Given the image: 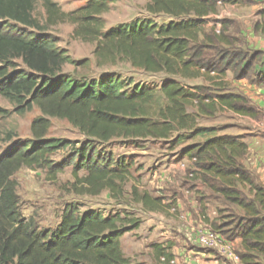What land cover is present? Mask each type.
I'll return each mask as SVG.
<instances>
[{
  "label": "trees",
  "instance_id": "1",
  "mask_svg": "<svg viewBox=\"0 0 264 264\" xmlns=\"http://www.w3.org/2000/svg\"><path fill=\"white\" fill-rule=\"evenodd\" d=\"M37 2L44 11L43 25L34 17ZM235 4L238 0H151L145 6L150 16L176 21L158 25L150 19L134 20L103 32L100 16L108 10L104 0L90 1L71 13L53 0H0V97L18 113L36 107L41 114L31 122L32 140L0 155V264H132L120 238L136 223L130 228L117 215L80 213L69 204L53 230H39L22 217L12 179L21 168L46 171L51 180L70 168L68 193L97 197L107 192L110 199L121 201L131 174L123 158L102 148L114 139L182 146L179 158L189 163L188 181L204 187L205 199L218 202L217 218L204 221L225 239L240 240L236 254L241 264H264V186L244 164L247 145L240 136L198 125L201 118L212 119L222 111L254 119L260 114L243 95L228 90L225 78L231 73L234 80L256 82L254 65L262 54L249 52L243 36L229 32L235 21L210 20L220 5ZM259 14L254 29L264 35V10ZM214 22L220 25L218 33L214 24L209 26ZM61 23L74 26L73 39L94 44L97 67L127 63L146 74H163L165 81L156 92L109 75L77 79L63 74L65 65L84 62L71 60L45 33ZM196 79L210 86L183 84ZM49 118L68 122L83 141L46 138ZM198 137L202 142L184 145ZM65 149L70 152L59 163L49 158ZM129 196L143 211H165L163 200L147 191L132 186ZM154 258L172 262V255L158 245Z\"/></svg>",
  "mask_w": 264,
  "mask_h": 264
},
{
  "label": "rangeland",
  "instance_id": "2",
  "mask_svg": "<svg viewBox=\"0 0 264 264\" xmlns=\"http://www.w3.org/2000/svg\"><path fill=\"white\" fill-rule=\"evenodd\" d=\"M90 1L93 0H53L64 13L74 12L87 5ZM104 1L107 3L108 10L100 16L103 22V32L118 24L130 23L134 20L150 19L158 25L176 21L162 15L150 16L145 11V6L151 0ZM262 4L264 2H244V0H238V4L235 5H220L218 11L225 13L222 15L223 19H233L237 22L232 25L229 32L243 36L244 30L251 28L255 21V19H246L244 17L253 14ZM226 13L234 17L227 16ZM34 17L41 25L44 24L45 15L39 2L35 5ZM213 19L214 17L210 18V20ZM0 23L2 22L0 21ZM213 24L214 27L220 29V25L215 22L209 23V26H213ZM17 27L25 32H30V30L21 26ZM73 30V25L61 23L45 31L46 34L55 40L58 50L63 51L71 60L77 63L84 62L82 65L75 67L65 65L62 68L63 74L73 76L77 79H93L101 75H109L124 81L126 84H139L158 92L159 86L166 79L165 75L146 74L131 68L127 63L97 67L94 64L92 55L94 44L73 39L71 37ZM33 34L39 35L35 31H33ZM17 64L20 69H23V66L21 67L19 62ZM231 79L233 77L231 73H228L227 78H225L228 90L244 95V85H241L239 82H233ZM183 84L186 86H210L204 79L185 80ZM130 88V86L127 87L126 91L130 92ZM213 92L218 93L219 91ZM188 110L192 111L191 109ZM40 115L36 107H32L30 111L18 113L14 105L0 97V155L17 144L31 141V122L35 118L40 117ZM49 121L50 127L47 131L46 138L68 140L77 143L83 141V136L80 135L78 130L73 128L65 120L49 118ZM249 123L248 120L244 121V118L234 116L227 111L219 112L215 118H201L198 121V125L201 127L218 129L230 125L236 130L240 129L243 131L244 128L248 127L247 124ZM253 131L256 132L255 129ZM254 132L252 133L253 135L255 134ZM191 142H202V139L198 137L187 141L184 145L191 144ZM102 148L105 153H111L114 158H123L129 164L131 175L125 187L126 195L123 200H112L107 192H103L97 197L75 196L68 193L66 186L69 182H72L70 168L58 174L55 180L49 179L46 171L21 168L15 173L12 179L17 184V195L19 197V208L22 217L26 221L30 220L33 222L39 230H53L60 221L64 207L69 204L77 206L80 213L93 210L100 212L104 216L117 215L124 219L125 226L130 225L131 228L136 223L135 229L133 228L120 238L121 249L123 250L124 248L125 255L132 264H164V261L161 259L156 260L154 258V251H151V248H149V244L160 241L170 244L166 246L167 250L174 249L173 251L176 259H178V263L182 264L181 256L185 252L186 247L184 246L188 244V241L182 233H179V228L186 226L183 211L188 210L191 212V210L188 209L189 205H186L187 208L182 209L183 202L187 204L188 199L181 192L177 191V188L180 185L179 188L182 190L187 189L189 188V184L183 182L184 174L182 172L178 170L175 172L173 169L170 170L174 173L171 172L170 174L180 178L182 181L179 182L178 180L176 184H167L159 180L160 172L165 171L166 167L170 168L171 166L169 164L176 165L182 161L179 158L182 146L172 141H124L114 139ZM69 152L70 149L61 150L49 158L53 162L59 163ZM185 178L189 180L188 177ZM132 186H135L140 191L147 190L155 198H161L165 211L163 213L143 211L139 205L131 201L129 193ZM156 187L158 189H155ZM166 206L171 207L168 209ZM213 206H215V203L212 204ZM197 215L200 216V212L197 211ZM197 215L189 213L185 217L188 224L191 222V226L194 227L195 222H198ZM159 231L161 234L158 233ZM165 232H167L166 235H164Z\"/></svg>",
  "mask_w": 264,
  "mask_h": 264
},
{
  "label": "crops",
  "instance_id": "3",
  "mask_svg": "<svg viewBox=\"0 0 264 264\" xmlns=\"http://www.w3.org/2000/svg\"><path fill=\"white\" fill-rule=\"evenodd\" d=\"M244 2H264V0H244ZM261 10H264V4L256 9L253 14L244 17L246 19H255V21L251 28H246L244 30L243 34L245 48L249 52H259L262 54L260 61L254 65L259 79L256 82H252L247 79H231L233 82H239L241 85H244L243 96L251 105L255 106L256 110L260 114L258 115L257 119H254L252 117L240 116L232 113V115L239 118H244V121L248 120L250 122L247 124L248 127L244 128V131L240 129L236 130L230 125L218 129H222V131L219 133L220 135L242 137V140L247 145L248 149V152L244 158V164L256 174L259 182L264 186V35L260 31H255L254 29V24L261 21V15L259 14ZM224 14L225 13H220L218 11V14L213 17L214 19L216 18L215 20H222V15ZM226 15L228 16L229 14L226 13ZM229 16L234 17L232 15ZM227 20L235 21L233 19ZM254 129L256 132L253 131ZM253 132L255 133L254 135L252 134ZM169 166L171 167H166L165 171L160 172V182L163 181L167 184H176L178 180L179 182L182 181L180 178L170 174L173 172L170 169H173L175 172L177 170L182 172L184 174L183 182L189 184V188L187 189L182 190L179 188L180 185H178L177 188V191L181 192L183 196L188 199L187 204L183 202L182 209L187 208L186 205H189L188 209L191 210V212L188 210L183 211L184 222L186 223V226L179 228V233H182L186 237L185 239L188 241V244H185V246L183 245L186 247V249L181 256L183 261L182 264H241L240 259L235 252V250H241L240 240L236 239L229 241L225 239L219 233H214L211 230L210 224L204 221V219H208L211 222L217 218L216 210L218 207V202H214L215 206L212 207V204L214 203L211 200L205 199V197L208 195V192L204 189V187L197 183H192L191 181H188L187 178H185V170L189 166L188 162L182 160L179 164H169ZM167 168L168 170H166ZM155 189H158V187ZM197 211L200 212V216L197 215ZM189 213H193L198 216V222H195L194 227L191 226V222L188 224L187 220L185 219ZM158 233L161 234L160 231ZM166 234L167 232L164 233V235ZM201 238L205 240V243L200 242ZM157 245L161 246L162 248H166V246L170 244L162 243L161 241L153 242L149 244V248H151V251H154V246ZM173 250L174 249L167 250L166 248V252L172 255V264H179ZM122 252L127 258L124 248Z\"/></svg>",
  "mask_w": 264,
  "mask_h": 264
},
{
  "label": "built area",
  "instance_id": "4",
  "mask_svg": "<svg viewBox=\"0 0 264 264\" xmlns=\"http://www.w3.org/2000/svg\"><path fill=\"white\" fill-rule=\"evenodd\" d=\"M218 30H219V29L216 28V32H217V33L219 32ZM200 242H201V243H205V240L201 238ZM161 260L164 261V258H161ZM171 263H172V262H171Z\"/></svg>",
  "mask_w": 264,
  "mask_h": 264
}]
</instances>
